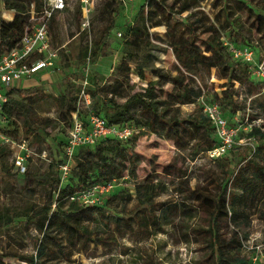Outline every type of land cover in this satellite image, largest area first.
I'll return each instance as SVG.
<instances>
[{
    "label": "trees",
    "instance_id": "1",
    "mask_svg": "<svg viewBox=\"0 0 264 264\" xmlns=\"http://www.w3.org/2000/svg\"><path fill=\"white\" fill-rule=\"evenodd\" d=\"M207 0H173L176 11L165 6V0H148L146 8L139 5L132 19L121 28L125 60L119 69L126 76L121 84L130 86L129 74L132 62L139 54H146L147 58L154 57V51L164 54V63L170 70L155 69L153 79L144 83L140 89L124 97L122 103L108 99L102 104L106 112L105 120L109 126H134L137 133L126 141L114 138L99 140L93 147H78L73 156L74 165L68 179L61 184L60 175L55 178L45 176L41 181L51 184L49 202L41 206L30 207L24 214L15 217H24L25 224L32 227L37 236L35 254L19 257L25 264H75L76 255L95 257L97 249L105 251L117 245V236L132 235V228L121 223L126 206L133 196L144 205L152 197L168 193L173 184L157 180L158 176L181 179L185 176L177 168L176 161L165 165L151 163V171L141 180H138V169L142 163L141 155L135 150L136 144L143 137H154L157 141L187 145L192 159L200 154H206L216 145L214 129L208 118L202 114L196 104L202 96L205 85V75L214 71L220 92L214 98L221 108L223 115H234L245 110L246 101H254L253 96L260 93L263 85L249 75L247 67L232 59L221 40L225 36L229 42L239 47L257 48L260 57L264 60V13L255 12L250 2L243 0H211L213 7H219L220 15L211 20L204 15L200 8ZM4 9L13 11L14 17L10 21L2 18L0 11V57L15 48L30 26L29 11L31 5L35 12L41 8V0H0ZM116 0H106L100 9V15L112 14ZM264 5V1H262ZM235 10L233 13L230 7ZM194 10L187 22L176 20V16ZM79 10L77 19L79 20ZM155 19L153 22H151ZM240 23V24H239ZM236 24V25H235ZM113 20H110L99 31L98 37L88 50L86 58L80 60L81 66L94 65L102 56H106L111 47V31ZM163 26L166 49L159 48L150 40V28ZM231 30L229 36L225 31ZM204 35H207L202 39ZM255 40V45L252 43ZM252 40V41H251ZM199 42V44H197ZM251 43V44H250ZM169 49L170 51L166 50ZM134 73L140 80L145 81L144 70L141 66L135 68ZM169 84L172 91L163 99L164 86ZM73 91V90H71ZM70 91V92H71ZM80 91V86L78 92ZM91 106L100 102L98 90L87 91ZM8 103L2 110L6 118L2 131L7 135L9 127L16 136L31 145L45 144L48 134L43 120L36 115V108H41L47 98L38 88L10 89L6 92ZM16 95L17 98L12 97ZM67 95V96H66ZM63 106L59 117L67 127L71 126V114L76 111L77 97L65 92ZM56 107L58 101L53 99ZM192 105L193 110L183 114L181 107ZM91 106L90 109L91 110ZM79 113V119L86 123V112ZM10 133V132H9ZM9 136V135H8ZM257 141L256 147L250 154L232 156L233 161L241 165L236 173L230 170L232 159L225 157L211 160L214 163L212 170L207 172L206 185L196 183L190 187L185 181L179 182L174 188L175 193L185 195L190 200L199 220L190 228V235L194 236L199 244L201 259L198 264H250V260L241 255V244L238 240L239 231L247 227L237 208L256 205L264 200V133L254 128L248 134ZM67 140L62 144H47L51 152H55L53 164L56 172L63 163V152ZM45 150H40L39 154ZM46 152V151H45ZM58 154V156H57ZM13 155L9 146L0 145V173L13 178L21 177L24 185L37 181L36 174L27 169L19 174L13 172L14 163L9 164ZM52 167V168H53ZM219 167V168H216ZM159 169V170H156ZM59 173V172H58ZM128 177L133 183L132 192H111L101 205L83 206L71 202L69 197L76 191L88 188L92 184L108 185ZM171 180L170 183H174ZM39 182V181H38ZM160 212L161 222L168 223L171 216L177 212L176 203H168ZM233 221L235 226L232 236L227 239L222 236L221 230L227 222ZM13 223L11 216L0 213V232ZM236 250V251H235ZM121 256L126 257L127 264H163L153 250L147 247L129 249L121 248ZM6 256H0V264Z\"/></svg>",
    "mask_w": 264,
    "mask_h": 264
},
{
    "label": "rangeland",
    "instance_id": "2",
    "mask_svg": "<svg viewBox=\"0 0 264 264\" xmlns=\"http://www.w3.org/2000/svg\"><path fill=\"white\" fill-rule=\"evenodd\" d=\"M106 0H95L91 20L87 27H82L83 17L80 11V4L74 1L71 8L64 13L56 15L49 25V38L51 50L58 53L59 60L55 63L56 69L53 73L44 75L37 74L30 79L20 81L12 86L11 89L21 88L24 83L34 82L36 85L28 84L25 89L38 88L47 98L42 103V107L36 108V115L43 120V126L46 129L48 138L44 144L39 146L31 145L28 152L29 159L26 163L27 169L36 174L37 181L24 185L21 177L13 178L12 176H4L0 173V213L11 216L13 223L6 229V232H0V256L4 254L3 264H25L20 261L19 257H25L35 254L37 239L39 236L32 227L25 224L24 217H15L17 214H24L30 207L41 206L49 202V193L51 184L42 182L41 180L48 176L55 178L60 173L51 165L56 154L51 152L48 145L62 144L67 140L69 128L65 122L59 117V111L63 106L65 92H69L71 96L77 97L80 82H87L88 90H98L100 94V102L91 106V110L86 115L97 114L105 120L106 112L102 104L111 98L112 101L122 103L124 97L133 93L137 89L144 86L147 81L153 79L155 69L162 68L170 70L164 63V54L154 51L151 58H147L146 54H139L129 63L131 72L129 74L130 86H134L130 90L120 81H123L126 74L119 69L125 53L123 48V37H117V31L125 28L126 24L133 18L128 11L118 3L114 5L116 11L112 14L100 15L99 11ZM144 1V0H143ZM250 2L255 12L264 13V0H243ZM142 2V1H141ZM204 15L211 20H215L219 7H213L211 0L203 1ZM141 4V3H140ZM165 6L176 11L177 6L173 4V0H165ZM139 7L137 4L136 9ZM233 7L230 10L233 13ZM79 10V20L77 19V11ZM1 13L5 11L2 2H0ZM96 13V14H95ZM185 18L181 19L182 23L187 22L193 15L198 14L194 10L186 12ZM4 15L13 18V12H6ZM238 15V13H236ZM237 17H241L238 15ZM110 20H113V28L110 39L111 47L106 56L100 57L96 64H88L82 67L80 60L87 57L89 50L88 45L93 47L99 31ZM153 19L151 22H153ZM223 16L220 15L219 21L222 22ZM240 24V23H239ZM236 25V24H235ZM230 29L225 31V35L229 36ZM165 28L163 26L150 28V40L159 48L166 49L164 40ZM207 35L202 37L205 38ZM253 40V41H252ZM253 45L255 40L252 39ZM199 44V42L197 43ZM251 44V43H250ZM170 51L169 49L166 50ZM254 52L260 57L257 48ZM257 57V59H258ZM259 60V59H258ZM141 66L144 70L145 81L140 80L134 73L135 68ZM29 80V81H28ZM222 82L214 77V71L211 70L210 75H205V85L203 95L206 100L216 102L215 93H219V85ZM81 87V86H80ZM73 90V91H71ZM71 91V92H70ZM172 91L169 84L164 86L163 99ZM67 96V95H66ZM12 97L17 98L16 95ZM254 101H246L245 110L234 115L226 114L228 125L234 129L235 136L233 139V153H229L225 158L232 159V156L241 154L244 156L250 154L251 150L256 147L257 141L248 134L254 128H259L264 133V85L260 87V93L252 97ZM53 99L58 101V107L55 106ZM197 102V101H196ZM198 103V102H197ZM196 103V104H197ZM217 103V102H216ZM183 114H188L193 110L192 105L182 106ZM131 127L135 133L137 129ZM13 127H9L7 135L13 140L14 144H19L21 136L14 135L11 131ZM10 132V133H9ZM134 133V134H135ZM12 150L13 155L10 157L9 164L12 162L14 154L18 153L17 146ZM48 144V145H47ZM46 151V158L39 156L40 150ZM135 150L141 155L142 163L138 171V180H141L148 172L151 171V162L158 165H165L173 160L176 161L177 168L184 173L180 180L176 177L167 178L164 175L158 176L157 180L168 182L174 186L170 187L168 193L159 194L152 197L146 204H142L136 196L132 197L130 203L126 206L125 214L122 216L121 223L129 225L132 228V235L117 236V245L108 250L97 249L95 257H86L76 255L75 264H127V259L121 256V248L127 247L135 249L137 247L150 248L157 254L163 264H198L201 259L199 244L196 243L194 236L190 235V228L199 220V214L196 212L193 203L186 199L185 195L179 191L175 193V187L179 182H186L190 187L196 183L206 185L208 183L207 172L215 166L206 156L200 154L192 159L190 150L184 143L173 144L165 141H157L156 138L143 137L136 144ZM58 156V154H57ZM241 165L235 161L230 162V170L236 173ZM53 167V168H52ZM219 168V167H216ZM241 168V167H240ZM156 170H159L156 168ZM14 170H12V173ZM68 179V178H67ZM174 180V183H170ZM39 181V182H38ZM133 183L128 177L114 182V188L111 192L127 191L132 192ZM110 192V193H111ZM168 203H176L177 212L175 216H171L168 223H162L160 212ZM238 213L245 219L248 224L242 232L238 233V240L241 244V255L250 260V264H264V200L261 203L250 206L237 208ZM233 221L227 222L221 230L222 236L229 239L232 232L236 231ZM236 251V250H235Z\"/></svg>",
    "mask_w": 264,
    "mask_h": 264
},
{
    "label": "built area",
    "instance_id": "3",
    "mask_svg": "<svg viewBox=\"0 0 264 264\" xmlns=\"http://www.w3.org/2000/svg\"><path fill=\"white\" fill-rule=\"evenodd\" d=\"M74 1H78L80 4V11L83 17L82 27H87L91 20L95 0H41L39 12H35L34 6L31 5L29 11L30 26L24 32L19 44L0 57V145L9 146L11 149L14 148V146H10L14 144L13 140L2 131L6 123L2 110L9 99L6 92L22 80L30 79L40 73L44 75L53 73L56 69L55 63L58 62L59 57L58 53L51 50L50 47L49 25L56 15L62 14L68 8H71ZM137 1L140 0H116L131 16L136 12ZM141 1V4L146 8L148 0ZM201 8L204 9V3L201 4ZM186 14L184 12L175 18L181 21ZM2 18L6 21L11 20L4 15V12H2ZM116 35L121 37V31L117 32ZM221 40L232 59L246 66L249 75L264 85V60L259 62L256 53L250 47L236 46L229 42L225 36H222ZM88 48L90 51L91 44L88 45ZM86 60H88V56ZM80 86L76 101V111L71 114L72 122L68 131L67 143L64 147L63 163L58 169L61 184L69 176L70 170L74 165V152L78 147H93L99 140L105 138L126 141L134 133V130L129 126H109L102 118L94 114L87 116L86 123L81 121L79 113L90 109L91 99L86 91L87 82H80ZM197 102L202 114L210 121L216 137V145L206 152L205 155L211 160L225 157L233 147L234 129L229 127L226 117L216 102L206 100L203 94L197 99ZM14 145L19 150L13 156L14 171L23 174L26 170L25 163L29 158L30 147L24 140ZM39 156L46 158V152L42 151ZM113 188L114 183L108 185L92 184L88 188L74 192L69 197V200L83 206L101 205L104 198Z\"/></svg>",
    "mask_w": 264,
    "mask_h": 264
},
{
    "label": "crops",
    "instance_id": "4",
    "mask_svg": "<svg viewBox=\"0 0 264 264\" xmlns=\"http://www.w3.org/2000/svg\"><path fill=\"white\" fill-rule=\"evenodd\" d=\"M141 3V0L140 1H137L136 2V7H137V4H140ZM4 13L6 12V10L5 11H3ZM7 12H13V11H7ZM9 19H13V18H9ZM171 52V51H170ZM174 62V61H173ZM22 81H24V80H22ZM27 81V80H26ZM29 81V80H28ZM19 83V82H18ZM28 84H31V85H36V84H34V82H32V81H30L29 83H24V85H22V87L20 88V89H25V87L28 85ZM26 85V86H25ZM16 89H19V88H17L16 87Z\"/></svg>",
    "mask_w": 264,
    "mask_h": 264
}]
</instances>
